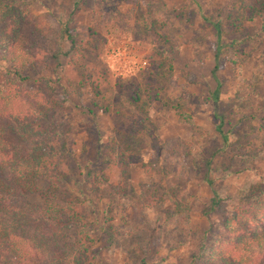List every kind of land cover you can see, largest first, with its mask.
I'll use <instances>...</instances> for the list:
<instances>
[{
	"label": "rangeland",
	"instance_id": "rangeland-1",
	"mask_svg": "<svg viewBox=\"0 0 264 264\" xmlns=\"http://www.w3.org/2000/svg\"><path fill=\"white\" fill-rule=\"evenodd\" d=\"M0 2L12 5L16 19L24 23L28 42L35 38L34 24L56 35L61 19L77 31L78 26L84 29L102 19L109 9L134 20L132 27L126 21L123 29L104 31L97 57L86 66L93 68V75L107 69L109 110L121 117L97 108L94 128V121L88 123L82 115L93 93L77 87L53 111L55 120H48L35 116L25 103L38 96L42 86L36 91L32 81L10 86L17 92L10 110L30 115V123L23 124L36 127V138L48 131L70 137L67 144L75 152L65 154L71 169L68 177L98 164L99 146L125 154L124 164L119 165L116 157L110 180L102 185L104 193L95 199L99 213L91 216L87 229L86 264H193L201 245L210 250L222 245L228 233L223 222L229 214L238 212L237 220L258 214L253 208L264 202V18L245 21L239 28L229 26L226 13L233 0ZM153 6L163 12L154 24ZM181 10L184 16H175ZM211 21H220L224 42L214 73L217 32ZM163 36L170 43H164ZM4 68L0 63V72ZM62 72L49 82L59 100L66 96L64 76L71 71ZM217 82L215 108L212 92ZM135 94H139L137 102ZM217 112L224 116L223 133L217 128ZM126 117L144 122L139 135L126 134ZM99 137L104 144L99 145ZM209 159L212 187L204 179ZM212 189L223 202L204 214Z\"/></svg>",
	"mask_w": 264,
	"mask_h": 264
},
{
	"label": "trees",
	"instance_id": "trees-1",
	"mask_svg": "<svg viewBox=\"0 0 264 264\" xmlns=\"http://www.w3.org/2000/svg\"><path fill=\"white\" fill-rule=\"evenodd\" d=\"M197 5L200 8V4ZM160 12L157 6H153L152 24L163 15ZM126 16L132 15L109 9L102 19L84 29L78 26L77 31L59 19L56 35L50 28H39L34 24L35 38L28 42L24 23L16 19L12 5L0 2V26H4L2 30L0 28V63L5 67V72H0V264H86L87 229L91 216L99 213V203L95 199L104 191L102 185L110 180L111 169L117 164L116 157H119L121 165L125 154L120 152L117 155L113 149L104 151L103 146H99V163L86 167L85 172H71L68 177L71 169L65 154L75 152L67 144L70 137L65 133L48 131L36 138V127L23 124L30 123V115L15 114L10 110L11 100L17 95L10 86L12 82L27 84L30 81L35 91L36 86H42L39 95L25 103L35 116L52 121L55 120L53 111L68 99V95L77 91V87H87L93 96L82 115L88 123L94 121L95 128L96 109L110 108L107 103L110 74L104 68L96 70L93 75V68L86 66L97 57L99 36L104 31L113 33L115 28L123 29L126 21L130 27L134 25V20ZM175 16H184L183 10ZM260 17L264 18V0H233L226 13L227 23L234 28ZM211 25L217 32L214 73L224 42L220 21H211ZM134 32L137 34L139 30ZM163 40L170 43L168 36H163ZM162 66L161 63L156 68ZM30 70L35 74L31 75ZM63 70L71 72L64 76L67 77L63 85L66 96L59 100L55 98L49 82L52 75L59 77ZM219 91L217 82L212 92L215 108H218ZM133 98L137 102L139 94ZM109 112L121 117L116 111ZM182 115L189 118L187 114ZM216 116L219 118L217 128L223 133L224 116L218 112ZM129 118L124 119L126 134L131 137L139 135V127L145 126L144 122ZM95 130L98 132L97 128ZM223 138L227 141L226 134ZM98 139L99 145L104 144L101 137ZM58 142L59 147L56 146ZM210 161L207 162L204 179L211 186ZM81 176L83 180L79 179ZM81 182H85L88 188H83ZM212 192L209 204L202 208L204 214L223 202L216 190L212 189ZM35 198L32 202L31 199ZM253 209L258 214L251 218L245 214L242 215L244 218L237 220L238 212L237 215L229 214L231 216L223 222L228 233L222 245L211 247V250L201 245L193 264H264V202Z\"/></svg>",
	"mask_w": 264,
	"mask_h": 264
}]
</instances>
